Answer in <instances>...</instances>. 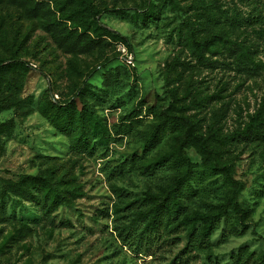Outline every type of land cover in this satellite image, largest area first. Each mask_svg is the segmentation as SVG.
<instances>
[{
  "label": "rangeland",
  "instance_id": "1",
  "mask_svg": "<svg viewBox=\"0 0 264 264\" xmlns=\"http://www.w3.org/2000/svg\"><path fill=\"white\" fill-rule=\"evenodd\" d=\"M85 1L0 0V264H264V0Z\"/></svg>",
  "mask_w": 264,
  "mask_h": 264
},
{
  "label": "trees",
  "instance_id": "2",
  "mask_svg": "<svg viewBox=\"0 0 264 264\" xmlns=\"http://www.w3.org/2000/svg\"><path fill=\"white\" fill-rule=\"evenodd\" d=\"M73 2L78 4L79 8H75V6L71 7V5L75 4ZM69 3H71V5L69 4L70 8H69V12H68L69 14L68 15L72 19H75V16L82 17V16H85L86 14H91V15L94 14L92 6L90 4H88L85 0H75V1L74 0H69ZM59 6L61 7V9H63V8H65L67 6V4L66 3L65 4H60ZM93 24L97 28H99L102 32H104L106 34H111V32L108 29H106L104 27H100L96 20H93ZM262 33H264V30H263ZM240 56L245 58V59H249L248 51L245 50V49L241 50ZM246 61L247 60H243V59L241 60V62H243L245 66H247V62ZM254 65H255V67L263 66V64H259V63L254 64ZM245 68L249 69L250 71H253V68H248V67H245ZM75 115L76 114L72 110L70 104H65V105H63V106H61L59 108V112L57 113V116H58V118H57L58 122L57 123L60 125L62 130H65L67 132L75 130L74 143L78 147V149H83L84 150L88 146V141H89V138L87 137V133L85 131L84 118H83L82 112L79 113L77 115V119H76L77 123H76L75 126H73L72 124H73V122L75 121V118H76ZM249 127H251V129H252L254 134H257V135H263L264 134V132L259 130V128L257 126H254V125L252 126V124H249ZM156 133H157V131L155 130V131H152L151 133L148 134V137L146 139V143L149 146L152 145L154 143V141H156L155 140V138L157 137ZM179 159H180V164H181V162L186 163L185 158L181 157ZM166 160H167V156L166 155L158 157L155 160V162H153V164H152L153 168L156 165H158L160 163H163ZM209 167L213 168L214 170H220L221 169V167L219 166V164L217 163V161H216V159L214 157L211 158V162L209 164ZM174 189H177V186H175ZM175 200H176V202H175ZM174 202L176 203V206H177L176 211H177V209L180 207V204H179V202H177V199H174ZM175 213H177V212H175ZM151 224L153 225L154 228H150V230H148V233H150V234L153 233V231L155 229H157L156 227H158L157 224H153V223H151ZM211 224L212 223L209 220L206 222L205 228L202 230V237L203 236H207V234L210 232V230L212 229L211 228L212 227ZM188 238H189V241H194V237L192 238L190 233L188 234ZM201 238H195V241H197L198 244H200V245L203 243Z\"/></svg>",
  "mask_w": 264,
  "mask_h": 264
}]
</instances>
